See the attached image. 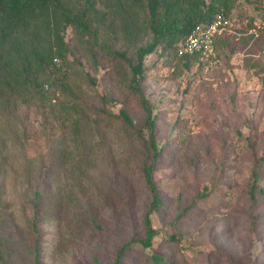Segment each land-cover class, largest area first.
<instances>
[{"label":"rangeland","instance_id":"obj_1","mask_svg":"<svg viewBox=\"0 0 264 264\" xmlns=\"http://www.w3.org/2000/svg\"><path fill=\"white\" fill-rule=\"evenodd\" d=\"M226 14L212 64L161 49L144 58L140 88L160 151L152 224L164 230L120 264H264V3L233 0ZM64 37L71 92L48 87L49 100L0 111V264H113L143 237L145 111L106 51L95 67L71 27Z\"/></svg>","mask_w":264,"mask_h":264},{"label":"trees","instance_id":"obj_2","mask_svg":"<svg viewBox=\"0 0 264 264\" xmlns=\"http://www.w3.org/2000/svg\"><path fill=\"white\" fill-rule=\"evenodd\" d=\"M232 6L233 0H0V111L9 109L15 100L26 103L34 96L45 102L49 100L48 87H56L62 94L71 92L67 79L74 64L67 59L69 47L64 37L68 27L74 30L80 45L84 44L79 55L95 67L97 55L106 51L105 59L116 65L117 75L128 81L145 111L144 123L150 136L147 149L152 158L143 166L150 194L143 214V237L124 243L113 264L121 263L122 253L132 244L151 247L154 237L164 230L152 224V214L162 205L153 179V161L160 151L153 138L152 107L140 88L144 58L161 49L165 58L172 55L195 59L205 65L199 55L179 56V43L196 24L209 23L220 12L228 18L226 13ZM216 57L218 60L217 48ZM73 62L80 65L78 59ZM120 116L126 131L143 139L141 129L135 127L127 111L121 110ZM253 176L252 190L257 186L258 172L254 171Z\"/></svg>","mask_w":264,"mask_h":264},{"label":"built area","instance_id":"obj_3","mask_svg":"<svg viewBox=\"0 0 264 264\" xmlns=\"http://www.w3.org/2000/svg\"><path fill=\"white\" fill-rule=\"evenodd\" d=\"M231 25L223 12L218 13L209 23L196 24L180 42V56L199 55L212 64L216 59L215 41L217 35Z\"/></svg>","mask_w":264,"mask_h":264},{"label":"clouds","instance_id":"obj_4","mask_svg":"<svg viewBox=\"0 0 264 264\" xmlns=\"http://www.w3.org/2000/svg\"><path fill=\"white\" fill-rule=\"evenodd\" d=\"M229 19V18H228ZM230 20V19H229ZM231 26V25H230ZM229 26V27H230ZM219 35V34H218ZM218 35H217V37H218ZM217 37H216V41H217ZM216 41H215V53H216ZM180 44V43H179ZM179 55V54H178ZM180 56V55H179ZM191 56H193V55H191ZM205 62H207V63H209L208 61H206L205 59H203Z\"/></svg>","mask_w":264,"mask_h":264}]
</instances>
